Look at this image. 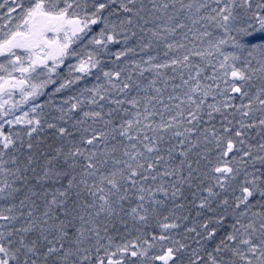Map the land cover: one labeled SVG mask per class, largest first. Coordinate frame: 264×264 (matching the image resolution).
I'll use <instances>...</instances> for the list:
<instances>
[{"label":"snow or ice","instance_id":"obj_1","mask_svg":"<svg viewBox=\"0 0 264 264\" xmlns=\"http://www.w3.org/2000/svg\"><path fill=\"white\" fill-rule=\"evenodd\" d=\"M0 264H264V0H0Z\"/></svg>","mask_w":264,"mask_h":264}]
</instances>
